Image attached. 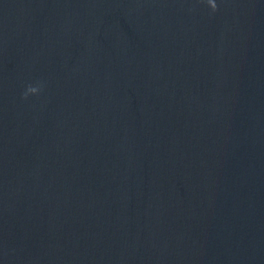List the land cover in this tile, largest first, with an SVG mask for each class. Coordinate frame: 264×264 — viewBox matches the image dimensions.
Masks as SVG:
<instances>
[{"label":"water","instance_id":"1","mask_svg":"<svg viewBox=\"0 0 264 264\" xmlns=\"http://www.w3.org/2000/svg\"><path fill=\"white\" fill-rule=\"evenodd\" d=\"M0 264H264V0H0Z\"/></svg>","mask_w":264,"mask_h":264}]
</instances>
